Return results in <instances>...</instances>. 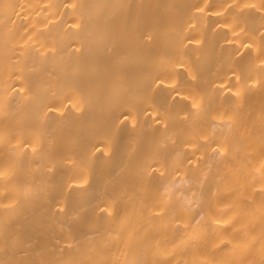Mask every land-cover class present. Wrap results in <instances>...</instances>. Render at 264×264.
<instances>
[{"label":"bare ground","instance_id":"6f19581e","mask_svg":"<svg viewBox=\"0 0 264 264\" xmlns=\"http://www.w3.org/2000/svg\"><path fill=\"white\" fill-rule=\"evenodd\" d=\"M0 264H264V0H0Z\"/></svg>","mask_w":264,"mask_h":264}]
</instances>
